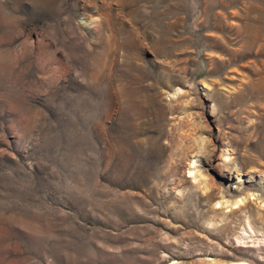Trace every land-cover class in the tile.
<instances>
[{
    "label": "rangeland",
    "instance_id": "1",
    "mask_svg": "<svg viewBox=\"0 0 264 264\" xmlns=\"http://www.w3.org/2000/svg\"><path fill=\"white\" fill-rule=\"evenodd\" d=\"M0 264H264V0H0Z\"/></svg>",
    "mask_w": 264,
    "mask_h": 264
},
{
    "label": "bare ground",
    "instance_id": "2",
    "mask_svg": "<svg viewBox=\"0 0 264 264\" xmlns=\"http://www.w3.org/2000/svg\"><path fill=\"white\" fill-rule=\"evenodd\" d=\"M85 24H86V25H88V24H89V22H85Z\"/></svg>",
    "mask_w": 264,
    "mask_h": 264
}]
</instances>
